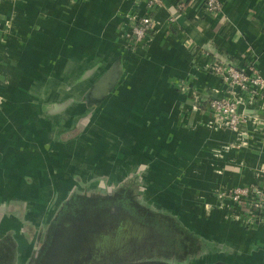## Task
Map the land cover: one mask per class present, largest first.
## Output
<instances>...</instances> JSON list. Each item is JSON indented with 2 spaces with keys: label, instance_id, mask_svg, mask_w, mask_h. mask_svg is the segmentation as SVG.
<instances>
[{
  "label": "crops",
  "instance_id": "0c3cea01",
  "mask_svg": "<svg viewBox=\"0 0 264 264\" xmlns=\"http://www.w3.org/2000/svg\"><path fill=\"white\" fill-rule=\"evenodd\" d=\"M220 2L221 10L212 14L206 12L202 0H189V5L181 12L186 28L178 23L168 24L170 13L165 5L154 13L160 24L158 31L131 51V60L127 61L108 95L111 104L114 103L111 113L116 104L127 105L126 124L137 122L135 125L141 129L145 147L161 152L158 157L162 156L163 160L158 168L175 170V181L178 178L181 185L189 188L191 198L194 196V200L210 204H214L212 200L215 202L216 187L264 186V102L256 101L245 108L246 113L257 119L246 125L245 134L237 138L234 132L212 122L213 125L209 124L210 114L201 108L197 110L194 98L182 94L176 87L179 82H185L195 89L196 95L226 97L231 94L230 86L210 70L213 55L192 40L210 42L239 65L254 64L264 76V0ZM145 11L143 0H0V79L6 81L10 72L32 67L39 54L55 55L51 52L55 47L65 49L63 56L69 59L83 57L74 72H84V68L93 65L102 66L99 72H103L117 60L119 50L125 51L121 34L126 27V15ZM187 40L192 42L190 47L185 45ZM72 43H78L77 52ZM86 57L91 58L89 65H86ZM12 97L0 111V125L14 117L20 119L18 112L25 105H35L16 95ZM137 105L144 109L140 111ZM122 118L116 115L114 120ZM18 129L1 135L0 146L8 144L4 152L15 155L17 151L27 150V142L33 138L29 135L32 133H27L32 130ZM125 130L136 138L140 133L133 125L126 126ZM151 138L153 143L156 138L158 144L151 145ZM48 154L40 161L48 163ZM19 158L21 163H32L27 156H14V159ZM10 160L12 157H5L2 162L6 164ZM59 160L62 162L61 158ZM155 162H151L153 167ZM40 163L37 169H49L48 164ZM225 211L228 214L227 209ZM216 222V219L212 221ZM244 226L232 223L229 228L221 229L222 234L205 235L202 241L207 246V255L211 250H226V241L240 247L236 252L240 261L234 262L235 257L231 255L228 264H264V220L247 229ZM233 231L242 236L229 234Z\"/></svg>",
  "mask_w": 264,
  "mask_h": 264
},
{
  "label": "flooded vegetation",
  "instance_id": "af4514ba",
  "mask_svg": "<svg viewBox=\"0 0 264 264\" xmlns=\"http://www.w3.org/2000/svg\"><path fill=\"white\" fill-rule=\"evenodd\" d=\"M116 62L118 65V71L121 72L123 70L124 72V68L123 66H121L119 58H117L114 63ZM76 67L77 65L75 66V68ZM94 67L95 68H92V70L88 67L84 68V72L81 71L72 83L64 87L66 89H71L72 87L78 88L75 94V99L71 95H68L66 97L61 96V93L63 91H57L56 95L51 93L56 92V90L51 91L49 93V100L47 102H44L42 106L43 112H41L40 116V118L46 121L45 124L48 123L49 128L45 129V131H39L37 129L32 128V131H30V133L32 134H29V132L27 133L30 136H33V138H31V140L29 139L30 141L27 142L28 147L31 146L32 150L35 151H31L32 156L29 157L28 160L32 161V164H35V166L33 165L34 169H37L36 167L39 166L38 162H41V165L48 164L47 166H49V169H46L45 171L43 170V175L47 176L48 179L51 178L50 181L55 186L57 184L56 179L59 180L60 184L56 188L52 189V193H54V200L57 198L58 200L64 201L62 204H59V207L61 206V208H63V206H65L67 203L71 206L70 201L73 198H77L80 196L83 198L85 197L78 193H74V191L78 192L79 187H82L85 182L91 185V187L96 188L97 186H99L101 180L102 182H104L102 183V185L108 186L109 188L112 186H114V188L118 187V191L123 189V186H121V188L120 185H126L124 186V188L131 187L133 193L135 194V199L138 200L140 204L142 203L145 208H150L151 206L149 204H151L150 201L152 200L149 199L150 189L146 193L147 187H149V185L148 181L145 178V171L149 167V162H153L154 149L151 150L150 148L145 147L143 143L142 134H139L136 138L131 136V133H127L124 129L126 121L122 120L121 129H117V131H112L111 134L98 130L100 129L99 122L101 119L104 118V116L101 117V115H99V117L96 119L97 121H95V127H92L96 130L91 131L92 128L89 127L91 117L95 113H98L96 109H98L105 100V98H101L102 92L101 88H99L101 87V85L99 87L97 85L93 86L94 83L103 75L104 69L103 72H99V68L101 69L102 66ZM49 74H52V69H50V67ZM110 77L111 76H108L107 81L110 79ZM84 86L86 87L84 88ZM61 87L62 86H60L59 88ZM51 88H55L54 84L51 85ZM79 93L82 94V96L81 99L77 100L80 96ZM114 114L115 116L117 115L116 109H114ZM42 119H40L41 122L43 121ZM85 120H88L87 124H84ZM73 131L74 133H72ZM79 146L81 147V149H79ZM46 152L49 153L48 163L40 161L41 158L43 159V157L46 156ZM60 158L62 159V162L59 160ZM21 164L25 165V163ZM0 167H2V165ZM27 180L28 185H23V187L21 185H18L19 178L15 180L12 176L10 180L11 183H9L10 185H8V187L6 188V186H4L5 182L2 178H0V204L8 203V206H10V201L16 200L17 203H15L17 206L14 207V211H17L19 215V218H12L13 216L10 215L11 217H8L3 213L6 210H4L3 212L0 211V238L8 236V232L11 231V236L15 240L16 245L19 243L18 240L25 241V237L23 236V234L20 235L21 230L23 228V224L26 223L25 220L20 217V211L22 210H26L24 211L25 215L32 221L34 220L33 217L31 218L32 214L34 216H38L39 214V216L36 217L37 219L35 218L36 220L33 221V224L35 226L42 225L44 227H52L54 225L53 227L56 228V235L70 234V236L68 237L69 243L72 242L73 238H75L76 240L86 241L90 237L101 235L100 232L102 231V228L106 227V222H101V219L99 218L100 216H98V213L103 210L99 206L98 201L100 200H98V196L92 198L95 200L91 199L94 205H97V208H94V211L92 212L88 211L87 215H82V221H85V219L89 221L87 225L81 224L82 222L79 219H71L68 220V223L64 222L61 225H56L55 222L57 220H55V217L58 216L59 212L61 211V208L58 207V209H48V206L45 207L43 199L40 197L42 192L35 188L36 186H29L32 184L31 178ZM35 180L37 182L36 178ZM154 184L159 186L158 195L159 198H161V183L155 181ZM27 187L31 189H25ZM109 195L107 196L109 198H113L114 196H120V194H117L116 192H113ZM144 199L146 201H144ZM62 201H60V203ZM153 201L156 200L153 199ZM51 205L52 204H50L49 207L52 208ZM126 206L127 207L125 208V206L121 205L120 202L114 203L113 205L111 204V206H106L108 207V209L106 211L103 210L105 212H103V214H105L107 218H112L114 220H110L109 227L105 228L104 230L105 234H109V232L111 231L116 232V230L121 226L122 223L127 224L125 230L127 233L131 231L132 228H134V230L137 229L141 231L138 228L129 226L127 222H124L126 214L129 217H132L133 214H138L134 212L133 209H131L133 206L131 202H128ZM109 207L110 209L115 210V214H112V211L109 209ZM8 208L9 207H7L6 209ZM151 210H153L154 212H158V209ZM48 212L49 217L47 216ZM54 215L55 217H53ZM119 216L121 217V219H119ZM45 217L46 219H44ZM139 220L142 219L139 217ZM22 221L24 223H22ZM114 221L118 224V226L114 223ZM17 222H20V224H22V228L17 224ZM81 225L84 227L85 231H90L93 234L87 237L84 236L85 234L83 233L86 232L82 231L83 229L81 228ZM12 231L14 233H12ZM190 231L194 233V236L199 238L201 237V239L204 238L201 235L202 233L197 231L195 232L192 229H190ZM164 233L167 234L166 236L168 238L166 239V237L164 238L163 236V238H160L159 236V240H163V242H167L169 244L174 243L173 238L170 237L171 235H169L167 232H163V234ZM18 236H20L21 238L19 239ZM76 236L78 238L79 236L84 237L82 239H77ZM133 236L134 233L131 237ZM126 239H129V237ZM222 241L223 240H221L220 243ZM203 242L204 241H202V243ZM225 243L231 246L232 250H235L233 251L234 253H231V248H228ZM225 243L224 246L226 250L224 249L220 252L218 249L211 250L210 255H207L206 253V259H202L200 255H198V257L194 255L192 259H195L192 260L191 264H202L201 262H203V264H228L227 262H229L228 260L232 256L236 258V261L234 262L240 261V259L236 255L237 249H239L240 247H238V245L235 243L231 244L229 242L227 243L226 241ZM27 244L28 245L26 247L29 248L31 244L29 245L28 242ZM115 245L116 244L113 243L111 247L116 249ZM15 247H19V244ZM205 247L207 248V246L203 243L202 249ZM30 248H35V245L33 244V247ZM19 254L21 255V253ZM186 258L191 259V257ZM247 258H252V256H248ZM184 259L185 258H182V261H185ZM186 263H189V261ZM39 264H59V262L49 259L48 262H39ZM143 264L160 263L144 262Z\"/></svg>",
  "mask_w": 264,
  "mask_h": 264
},
{
  "label": "rangeland",
  "instance_id": "374dc122",
  "mask_svg": "<svg viewBox=\"0 0 264 264\" xmlns=\"http://www.w3.org/2000/svg\"><path fill=\"white\" fill-rule=\"evenodd\" d=\"M71 45H74V51L77 52L78 51V43L74 44L72 43ZM56 49V50H54ZM66 50L65 49H60L59 47H55L51 49V52L56 53L55 55H51V56H46L45 54H39L37 56V58H34V62L32 67H28L24 70H22L21 72H14V73H9L8 77L5 80H1L0 79V111L2 110V107L5 105V102H7L9 99L10 101H12L11 99H13V95H16L17 97H21L26 101L29 102H34L35 105L31 106H27V108H22L21 111L18 112V117H21V121L20 119H18L17 123H23L24 119H33V121L28 122L26 125H29L28 127L22 126L23 129H25V131H29L30 129H37V130H42L45 131V129H47L48 123H46L45 120H43L42 122L40 121V118L38 120V116L39 114H41V112H43L42 110V106L44 104V102H47L49 100V93L51 91H55L56 92H51L52 94H57V91H63L61 93V96L66 97L68 95H71L74 99H75V94L77 92V87H72L71 89H66L64 88L66 85L72 83L76 78L77 75L79 74L78 71L74 72V70L77 69V67L75 68V66L77 64H79L82 60L83 57H77L74 56V58L70 59L67 56H63L64 52ZM73 51V49L71 50ZM60 56V58H56L57 56ZM85 59H88V61L86 62V65H89L91 58L90 57H86ZM25 66H27L28 62L25 61L24 62ZM49 67L50 69H52V74H49ZM74 69V70H73ZM35 72V73H33ZM68 78V79H67ZM63 83H67V84H63ZM54 84L55 88H51V85ZM50 85V87H49ZM10 86V87H8ZM60 86H62L61 88H59ZM86 86H84L85 88ZM83 88V89H84ZM82 92V91H81ZM80 94V93H79ZM60 96V94H59ZM82 94H80L79 99H81ZM114 98V97H113ZM113 98L111 100H113ZM114 104V103H112ZM111 101L107 100V101H103L102 105L96 109V111L98 112L97 115L99 117V115H101V117L104 116L103 119L100 120V130L101 132H109V128H110V132L116 130V129H121V123L122 121L120 120H114L115 119V114L111 113V107H112ZM47 106V105H46ZM6 107L8 108L9 105H6ZM34 107V109L32 110V108ZM13 108H11V111L9 112V115H11V112L13 111ZM116 108L118 114L117 116H125L123 112H125L126 110V106H124V104H116L114 106V109ZM31 109L33 111V113L31 114ZM114 109L112 110V112H114ZM61 116V115H60ZM37 117V119H36ZM114 118V119H113ZM5 123L7 125H9V128H4L3 131L0 132V139H2L1 135L4 134L6 136V134H8V132L10 131V129H14V127L16 126V120L15 117L13 118V120H9L7 122H2ZM88 120H85L84 124H87ZM137 122H130V124H125V128L127 126L128 127H132V125L136 128H138L137 132H140L139 134L141 135V129L139 127H137ZM140 124V123H139ZM141 125V124H140ZM139 125V126H140ZM85 126V125H84ZM91 128L94 127V125L90 126ZM0 128L1 125H0ZM88 128V127H87ZM90 128V129H91ZM124 128V129H125ZM6 129V131H5ZM16 131H18L19 129L17 127H15ZM82 129V128H81ZM96 130V129H91V131ZM75 131V130H74ZM74 131L72 133H74ZM150 134H152V130H149ZM30 133V131H29ZM156 139V138H155ZM5 145L2 147L0 146V163H2V167H0V178L3 179L4 186H6V188L8 187V185H10L9 183H11V178L12 176L14 177V179L16 180L17 178H19V183L18 185L23 186L28 185L27 184V179H32V184L29 185L31 187H35L37 188L39 191L42 192V194L40 195V197L43 199V202L45 204V207L48 206V209H53V208H57L59 207V204H62L64 201L62 200H58L57 198L54 200L53 196L54 193H52V189L56 188L60 183L59 180L56 179V186L53 185L51 183V178L48 179V177H43V169L40 167V169H34L33 165L35 166V164L29 162V164L24 165L21 164L20 159H14V156L16 157H25L27 156L28 158L31 157L32 153L31 151L35 152L34 150H32L31 146L27 147V150L22 151V153L20 151H17L16 154L14 155V153L12 152V154L9 152H4V150L6 149V147L8 146L7 142L4 143ZM0 145H2L0 143ZM18 144H16L17 146ZM15 146V148H16ZM28 146V144H27ZM79 149H81V147L79 146ZM39 151V150H37ZM9 154V155H8ZM8 155V156H7ZM5 157H12V160H10V162H7V164H4L2 162V160ZM41 157V156H40ZM7 159V158H6ZM14 159V160H13ZM24 159V158H23ZM24 163V162H22ZM171 170H169L168 172H170ZM5 173V174H3ZM30 173V174H29ZM42 174V175H41ZM34 176V177H33ZM41 176V177H40ZM35 177L37 178V181L39 182V184H36V180ZM90 180V179H89ZM88 180V181H89ZM23 181V183H22ZM102 180L100 181L99 186L95 187H91V185H89L88 183L85 182L84 185H82V187H79V191L76 192L74 191V193H78L80 195L85 196L83 197H77L73 200L70 201V203L74 204V205H78L76 207L78 208H74L73 211H75L76 209H81L82 207H86V206H90L91 204H94L92 202V198H95L98 196V201L99 202V206L100 207H105V206H111V204L113 205L114 203H118L119 201L117 200V196H114L113 198L110 199V201H108L107 199H101V198H105L106 196H108L109 194L115 192V190H118V187L112 186V187H108V186H104L102 185ZM155 183V181L153 182ZM160 183H161V195H164L167 197V195H169L168 198L170 199H174L175 201H177L176 199H181L180 201L185 203L189 209L188 212L192 214L193 218H197V220L201 223V225H199V227L201 228V230H203L204 228H206L207 223H210V219H211V213H208L207 210V206L205 205L206 203L208 204L209 201H203V203L194 200V196L191 198L189 194V190H184L186 189L184 186L185 185H180V181H175L174 177L171 178L168 175H160ZM33 185V186H32ZM155 188L153 185H151V189L152 192L149 193V198H152L156 201H160L159 195H158V191H159V186L154 184ZM123 187L126 185H122ZM24 187V186H23ZM150 188V186H149ZM25 189H31L29 187L25 188ZM182 190V191H181ZM166 192V193H163ZM186 191V192H184ZM40 192V193H41ZM189 195V196H188ZM110 196V195H109ZM53 199V200H52ZM88 199V200H87ZM92 199V200H91ZM186 199V200H185ZM76 200V201H75ZM86 200V201H85ZM60 201H62L60 203ZM132 201V200H131ZM146 201V200H145ZM17 201H10L11 205L8 206L7 204H0V211H4L3 213L6 216H13L12 218H19L18 212L14 211V207L17 206L16 203ZM137 202V201H136ZM153 201H150L151 204H149L151 207V209H157L155 206V204L152 203ZM1 203V202H0ZM133 204L132 208L134 210V212L138 213L133 214V216L131 218H126L124 219L125 223L127 222L129 226H133L135 228L140 229L139 230H134V228H130L132 233H134V236L131 237L128 234H126L129 237V240L123 238L126 240V244L129 246H123L124 251L127 250L129 256L128 257H105L106 255L103 254H98L99 252H93V254H90L89 260H85V259H81L83 257L77 256L75 254V250L78 248V246L80 245L82 248L86 247L85 244H82V242L79 244L78 240H76L75 238L72 239V242L69 243L68 242V237L70 236V234H55L56 228L52 227H44V226H39L38 228H34L33 225L31 223H29L28 221H25L26 223H24L22 221L23 224V228H22V224H20V222H17V224L22 228L21 230V234H23V236L25 237V241H20L18 240V244L22 245V249H19L20 247H14V251L9 255V257L7 258V260H2V262L0 264H39V262L41 263H46L50 260L56 261V262H63V261H67L68 264H70L71 259H79L78 262L79 264H84L85 262H88L90 264H120L122 262V264H143L144 262L147 263H160V264H184L185 262L186 264H191L192 260L194 259H190V258H186L185 257V261H182V258H184L183 255H181L182 253H184L183 250H179L177 248H166V247H160V246H156V243H151L150 238L153 240H159V236L160 238H165V236L167 235L166 233L163 234V231H158L157 227H150L152 224V221L149 220H143V222H140L139 217L142 218L143 216H141L140 214V210L141 207L138 208L137 203H134L133 201L131 202ZM158 203V202H157ZM199 203V204H198ZM212 203H214L212 201ZM23 204V203H22ZM52 204V208L49 207V205ZM71 204V205H72ZM98 204V203H96ZM153 204V205H152ZM196 204V205H195ZM7 207H11L9 210L6 209ZM127 206H125L126 208ZM61 208V206L59 207ZM138 208V210H137ZM148 208V207H147ZM148 208V209H150ZM201 208V209H200ZM110 209V207H109ZM150 209V210H151ZM200 209V211L198 210ZM61 211L59 212L58 216L55 217V215L53 217V219L57 220L55 222L56 225H61L64 222L68 223V220H71L70 218L68 219V217L66 218V212H69L70 210H72V207H70V205L67 203L65 206H63V208L60 209ZM112 211V214H115V210L110 209ZM137 210V211H135ZM23 211V210H22ZM22 211L21 214H22ZM26 211V210H24ZM104 211L102 210L100 213H103ZM105 213V212H104ZM20 214V217L22 218ZM62 216H61V215ZM199 214L201 215V217H199ZM146 215V214H145ZM10 216V217H11ZM39 216V214H38ZM38 216H34L32 214L31 218L33 217L34 220H36ZM214 217H217L218 219L222 220V222L226 221L228 224H232L231 220H226L224 218H222L220 215H213ZM36 218V219H35ZM23 219V218H22ZM218 219H216L217 221H219ZM33 220V221H34ZM187 226V225H186ZM126 227V226H125ZM222 232L220 229L213 231V232ZM204 232V231H203ZM8 233L11 234V232L9 231ZM12 233H14L12 231ZM9 234V235H10ZM169 234V233H168ZM205 234V233H204ZM222 234V233H219ZM229 234H233L234 236H242V234H240V232H230ZM11 236V235H10ZM163 236V237H162ZM222 236V235H221ZM12 238V237H11ZM18 238L20 239L21 237L18 236ZM23 238V237H22ZM13 240V238H12ZM163 241V240H161ZM27 242L29 243V245L31 244L30 247H33V244L35 245V248H25V246H27ZM129 242H135V245L132 243L130 244ZM17 244V245H18ZM71 244H73L71 246ZM137 244V245H136ZM3 244H1L2 246ZM15 244V246H17ZM106 249H109L107 253L109 252H113V253H119V251H117L118 249H120L119 246L118 249H114L112 247H110V245H106L103 246ZM115 247V248H117ZM17 249V250H16ZM206 247L202 249H199V251L196 250V257H198V255L201 256L202 259H206ZM219 250L223 251V248H220ZM20 251V252H19ZM22 251V252H21ZM26 251V252H25ZM122 252V251H120ZM188 252V251H185ZM220 252V251H219ZM19 253H26V254H19ZM123 253V252H122ZM185 254V253H184ZM61 257V258H58ZM175 257H178V261H175ZM200 258V259H201ZM190 259V260H189ZM201 259V260H202ZM63 260V261H62ZM203 264V262H201Z\"/></svg>",
  "mask_w": 264,
  "mask_h": 264
},
{
  "label": "built area",
  "instance_id": "2783aa9c",
  "mask_svg": "<svg viewBox=\"0 0 264 264\" xmlns=\"http://www.w3.org/2000/svg\"><path fill=\"white\" fill-rule=\"evenodd\" d=\"M202 2L207 13L214 14L222 8L220 0H202ZM143 3L145 13L131 12L126 15V27L122 31L121 38L124 48L128 50L138 49L142 42L152 37L160 27L154 13L164 6V0H143ZM187 5L189 0H176L174 3L180 12L184 11ZM167 21L170 26L176 24L171 15ZM185 45L190 47L192 42L187 40ZM248 67L250 74L226 65L213 56L210 70L231 88V94L226 97L196 95L195 89L185 82H179L176 87L182 94L191 95L194 98L196 109L201 108L206 114H210L209 124L214 123L220 128H226L234 132L238 138V135L245 134L243 128L249 123L253 124L257 119L252 114L246 113L245 108L256 101L264 102V76L254 64H249ZM214 195V204L206 203L207 208L227 209L230 217L236 221H242L247 228L264 220V186L249 185L232 188L219 186L215 188Z\"/></svg>",
  "mask_w": 264,
  "mask_h": 264
},
{
  "label": "water",
  "instance_id": "95a60500",
  "mask_svg": "<svg viewBox=\"0 0 264 264\" xmlns=\"http://www.w3.org/2000/svg\"><path fill=\"white\" fill-rule=\"evenodd\" d=\"M164 5L165 7L167 8V10L169 11L170 15L172 17H174L175 19V22L180 24L181 27H184L186 28L187 26H185V23L181 21V18H182V15H181V12L178 11L176 9V7L174 6V4H172L171 2H169L168 0H164ZM192 40V39H191ZM200 49H203L205 50L207 53H210L211 55L215 56L216 58L222 60L226 65H229L239 71H242V72H245L247 74H250V69L249 67L246 65H239L238 62L234 59H232L230 56H228L227 54L223 53L222 51H220L218 48H216L212 43L210 42H207V41H204L202 43H198L194 40H192ZM123 49L125 51H120L118 52V58H119V61H120V64L121 66H123V68L126 67V64H127V61L128 60H131V51H134V50H128L126 48H124L123 46ZM130 53V56H128L127 54ZM117 62L112 64L111 67H109V69H107L106 71H104L103 75L100 77V79H98L93 86H100L99 88H101V98H105V101L109 100V93L114 89V86L116 85V82L118 81V79L120 78V74L121 72L119 73L118 71V67H117ZM108 76H111L110 79L107 81V78ZM1 101V100H0ZM29 106V105H28ZM33 105H31L32 107ZM126 106V110L124 113L125 116L124 119L122 118L121 121H126L125 118H126V111L128 110L127 109V105ZM138 109L140 111H142L144 109V107L142 105H137ZM24 108H27V106L25 105ZM28 109V108H27ZM34 109V107L32 108V110ZM31 110V109H29ZM31 110V114L33 113V111ZM114 112H112L113 114ZM98 118V115L97 113H95L91 119H90V122H89V127L90 125H94L95 127V121H97L96 119ZM120 118V117H119ZM12 119V118H11ZM114 119V118H113ZM115 119H116V116H115ZM28 119H24V122L23 123H20L18 124L17 121H18V118H16V126L17 128H20L22 126H25V124L28 123L27 121ZM20 121H21V118H20ZM2 128L4 129V127L6 126V128H9V125L5 124V123H2ZM14 127V129H15ZM93 127V128H94ZM23 128V127H22ZM150 130L152 129L151 127L149 128ZM119 130V129H118ZM110 128H109V132H110ZM114 131H117L114 130ZM153 131V130H152ZM150 143L152 145L153 143V139L151 138L150 140ZM158 144V141H156V139L154 140V143L153 145L155 146V144ZM153 162H155V166L153 167L152 163L149 162L148 164V168L147 170L145 171V178L146 180L148 181V185H153L154 186V181L156 182H159L160 183V175H168L170 176L171 178L174 177V173H175V170H172L170 169L171 171L168 172L169 170H161V168H158L157 165H159V163L161 162V160H163L162 156L159 158L158 155L161 154V152H158L157 150H153ZM156 155V156H155ZM178 180V178H176V181ZM23 183V181H22ZM25 185V184H24ZM181 185V184H180ZM183 186V184H182ZM186 189L184 190H189L188 187L184 186ZM150 189V192H152V189H151V186L150 188L147 187V190H146V193L148 192V190ZM161 189V187H160ZM182 191V190H181ZM186 192V191H184ZM163 193H166L163 191ZM160 194H161V191H160ZM167 195V193H166ZM169 195L164 196V195H161V198H160V201H153L152 198H149L153 201V203L156 205L155 207L158 209V211L160 212H163L165 213L166 215H173L175 216L179 221H182L184 223V225H187V227H189L190 229H192L193 231H197V232H200L202 233V235L205 233V234H208V235H211V233H213V235L217 234V233H221V232H216L214 233L213 231H216L218 229H222V228H229L231 226V223L228 224L226 221L222 222V220L218 219L217 217H214L213 215H216V214H219V211L223 212L222 214V218L226 219V220H231L232 223H243L242 221H236L235 219H233L232 217H230L227 212L225 211V209L223 208H220V209H217V208H207L208 210V213H211L212 212V215H211V219H210V223H207V226L206 228H204L203 230H201V228L199 227V225H201V223L197 220V218H193L192 217V214L188 212V209L189 207L181 202L180 200L181 199H176L177 201H175L174 199H170L168 198ZM186 200V199H185ZM145 201V199H144ZM158 202V203H157ZM153 205V204H152ZM196 205V204H195ZM161 207V208H160ZM201 209V208H200ZM200 209H198L200 211ZM221 214V213H220ZM219 214V215H220ZM98 216H100L99 218L101 219V222H106V227L102 228V231L100 232L101 235H97L95 237H90L89 240H90V244H87L88 246L82 248L80 245L78 246V250L76 251L75 250V254L77 256H80V257H83L81 258L82 260L85 259V260H89V257H90V254H93V252H99L98 254H102V253H107L109 249H106L104 248L103 246H106V245H110V247L112 246V244L114 243L115 244V241L112 240V237L117 238V231L116 232H109V234H105L104 233V230L105 228L109 227V222L110 220H114V219H109L106 217L105 214L103 213H98ZM199 217H201V215L199 214ZM214 219H218L219 221H217L216 223H212V221L214 222ZM103 220V221H102ZM114 223L118 226V224L114 221ZM243 225H245V223H243ZM246 227V226H244ZM81 228L83 229L82 231L86 232V233H83L85 234L84 236H91V234H93L92 232L90 231H85L84 227L81 225ZM242 229H245V228H242ZM204 231V232H203ZM82 234V235H83ZM88 234V235H86ZM99 234V232H98ZM129 236H132L133 233L132 231H129L127 233ZM83 236V237H84ZM111 236V237H110ZM216 236V235H215ZM82 236H79V238L76 236L77 239H82L83 238ZM126 238H128V236L126 235ZM119 239V237H118ZM129 240V239H127ZM205 240V239H204ZM85 240L81 241V240H78L79 244L82 242V244H86L88 240ZM122 242H118L117 240V243L115 245V247L119 246V247H122ZM82 249V251H84V254L82 255L83 252H81V255H79L80 253V250ZM118 249V247L116 248ZM78 253V254H77ZM58 258H61V257H58ZM80 259V258H79ZM79 259H71V263L70 264H79L78 260ZM80 259V260H81ZM63 261V260H62ZM235 261H236V258H235ZM68 264V262L66 261H63V262H59V264ZM85 264H89L88 262H85Z\"/></svg>",
  "mask_w": 264,
  "mask_h": 264
},
{
  "label": "trees",
  "instance_id": "16d2710c",
  "mask_svg": "<svg viewBox=\"0 0 264 264\" xmlns=\"http://www.w3.org/2000/svg\"><path fill=\"white\" fill-rule=\"evenodd\" d=\"M121 186L122 185H120V187ZM115 192L117 194H120V196H118L117 200L120 202L121 205L126 206V204L128 202H132V201L134 203H137L138 208L141 207L140 214H141V216H143L141 219H143V220H149L150 219L152 221V224H151L150 227L154 226V227H157V230H161L163 232L169 233V235H171L170 237L173 238V241H174V243L169 244L167 242L157 241V240H153V239L150 238L151 243L154 241L153 243H156V246H160V247H163V248L166 247V248H170V249H172L174 247V248H177L179 250H183L185 254L182 253L181 255H183L184 258L185 257H191V258L194 257V255L196 254L195 253L196 250L199 251V249H201V247L203 245L201 237L199 238V237L194 236V233H192L190 231V228L187 227L186 225H184V223L182 221H179L175 216L168 215V214L166 215L165 213L160 212V211L154 212L153 210L145 208V206L142 203L140 204V202L135 199V194L133 193L131 187H127V188L123 187L122 190H120V191L115 190ZM73 199H75V198H73ZM101 199H107V200L109 199L108 201H110L111 198L106 196L105 198H101ZM76 206H78V205L72 204L70 206V207H72V210H70L69 212H66V214H67L66 216L68 217V219L69 218L70 219H74V220L75 219H79L82 222L81 224H86L87 225L89 223V221L86 220V219H85V221H82V219H83L82 215L83 216L87 215L88 211L89 212L94 211V208L96 209L97 205L93 204V205L82 207L81 209L79 208V209H76L75 211H73V209ZM76 208H78V207H76ZM101 208L103 210H105V211L108 209V207H106V206L105 207H101ZM138 208H137V210H138ZM83 210H85V211H83ZM137 210H135V211H137ZM222 214H223V212H222ZM222 214L220 215L221 217H222ZM21 216H22L23 220L28 221L29 223H31L34 228L42 226V225L35 226L33 224V221L25 215L24 210L22 211ZM47 216L49 217V212H48ZM126 218H131V216L129 217L126 214ZM44 219H46V217ZM119 219H121V217ZM143 220H140V221L143 222ZM126 225L127 224H123L122 223L121 226L117 229L118 230L117 231V238L114 239V237H112V240L115 241V244L117 243V240H118V242L121 241L123 243L122 247H120V249L117 250V251H119V253H117V252L116 253H113V252L104 253L106 255L105 257H115V256H117V257L120 258V257H128L129 256L127 250L124 251V248H123L124 245L128 246L125 243L126 242V240H125L126 239V234H127V232L125 231L126 230V227H125ZM9 234L10 233H8V236H4V237L0 238V263L2 262V260H3V262H4V260H7L9 255L14 251L15 240L14 239L12 240V238H11L12 236H10L11 234L10 235ZM205 235H207V234L202 235V237L205 238ZM118 237H119V239H118ZM165 237H166V239L168 238L167 236H165ZM123 238H125V239H123ZM87 240L88 241L85 244L86 246H88L87 244H90L89 238ZM129 243L130 244L133 243L135 245V242H129ZM1 244H3V245L1 246ZM72 245L73 244H71V246ZM19 247H20L19 249H22V245L21 244H19ZM25 248H27V247L25 246ZM77 250L78 249H76V251ZM120 251H122L123 253L120 252ZM185 251H188V252H185ZM81 252H83L82 253V255H83L84 251H82V249L80 250L79 255H81ZM21 254H23V253H21ZM175 258H176L175 261H178L177 260L178 257H175ZM120 264H122V262ZM184 264H186V262Z\"/></svg>",
  "mask_w": 264,
  "mask_h": 264
}]
</instances>
